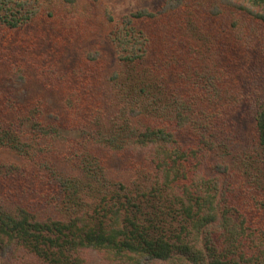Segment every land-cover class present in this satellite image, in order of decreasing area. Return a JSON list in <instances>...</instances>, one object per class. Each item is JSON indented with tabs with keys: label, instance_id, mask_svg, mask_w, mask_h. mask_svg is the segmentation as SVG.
I'll list each match as a JSON object with an SVG mask.
<instances>
[{
	"label": "trees",
	"instance_id": "1",
	"mask_svg": "<svg viewBox=\"0 0 264 264\" xmlns=\"http://www.w3.org/2000/svg\"><path fill=\"white\" fill-rule=\"evenodd\" d=\"M10 82L0 264H264V0H0Z\"/></svg>",
	"mask_w": 264,
	"mask_h": 264
},
{
	"label": "rangeland",
	"instance_id": "2",
	"mask_svg": "<svg viewBox=\"0 0 264 264\" xmlns=\"http://www.w3.org/2000/svg\"><path fill=\"white\" fill-rule=\"evenodd\" d=\"M166 0H103V2L110 7L115 19L120 21L124 16L130 15L141 9H148L150 11L157 10ZM105 50L109 53H113V48L111 44H104ZM4 84V85H3ZM0 84L4 89H15L17 91V96L24 101L26 97L31 94H35L39 92V89L36 86L25 85L21 83H5ZM50 99L51 107L58 108V101L55 97L48 96ZM247 137L251 139V134L249 133ZM5 160L9 162L21 163V160L18 156L13 153L5 152L3 154ZM129 160H119L118 158H114L111 161L109 166L111 170L112 177H125L129 178L130 171L128 170ZM20 257V258H19ZM84 257L89 261L90 264H104L100 255L97 252H86ZM33 262L30 256H27L24 253H19L15 258V262L17 264H23Z\"/></svg>",
	"mask_w": 264,
	"mask_h": 264
}]
</instances>
